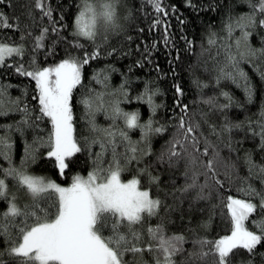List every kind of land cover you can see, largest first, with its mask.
<instances>
[{
    "label": "trees",
    "instance_id": "16d2710c",
    "mask_svg": "<svg viewBox=\"0 0 264 264\" xmlns=\"http://www.w3.org/2000/svg\"><path fill=\"white\" fill-rule=\"evenodd\" d=\"M103 1L89 0L95 7ZM111 2L115 6L114 22L109 25L99 21L94 41L73 35L74 18L82 0H46L52 8V21L35 7L36 0H2L0 3V13L11 25L0 27V42L22 46L24 50L23 55L6 57L5 64L0 65V103L5 113L0 115V136L9 137L11 144V164L0 156V169H22L29 175H42L65 186L77 175L83 178L98 167L107 169L112 161L110 148L104 151L101 160H97L95 153L102 151L100 144L86 147V140L90 143L103 136L102 132L91 131L90 121L97 129L125 131L131 142H140L138 147L149 154L138 163L133 161L127 165L121 173V181L138 179L141 190L149 191L151 198L162 202L158 215H145L143 224L136 226L143 233L144 242L148 241V227L163 225L167 235L185 237L184 252L174 258L177 264H216L217 258L212 254L200 258L198 254L202 249L194 242L200 239L215 241L230 235L232 224L225 207L229 196L259 204V196L250 197L245 190L251 186L264 194V183L261 182L264 174L259 172V167L264 166V150L260 147V137L254 135L260 130V113L264 110V26L259 23L264 14L257 12L254 23L249 24L248 17L253 13L249 0H159L164 9L162 12L155 11L148 0ZM258 3L259 0H251V5ZM157 20L160 23L153 26ZM53 27L58 29L59 35L51 31ZM45 28L49 31L43 47L36 48V37ZM245 32L249 33L246 42L243 40ZM166 35L169 37L167 44ZM210 38L215 43H209ZM234 41L237 46L239 42L242 49H237ZM77 42L83 48L74 47ZM93 50H98L100 55L82 67L81 84L73 89L70 100L73 136L83 150L67 159L68 166L61 174L55 159L47 156L50 149L34 144L39 138L47 140L52 128L47 118L36 120L40 106L35 80L18 74L16 67L22 65L26 70L54 67L70 57L82 59L85 51ZM229 56L235 60L230 61ZM234 63L245 74L246 81L237 75ZM228 73L231 77L225 75ZM246 84L251 86V102ZM177 86L182 95L176 92ZM146 88L150 90L149 94L156 93L151 96V105L145 95ZM223 93L232 98V104L221 109L220 106L228 104ZM85 98L92 102L91 114L82 103ZM185 105L186 114L181 111ZM153 106H157L154 112ZM25 107L27 117L19 110ZM116 107L121 113H137L141 125L151 120L153 127L164 126L165 131L151 134L144 143L141 129H127L124 117L116 116ZM182 114L200 125L199 133L220 154L216 171L223 188L212 185L205 189L207 199H197L199 185L206 179L202 174L196 176L197 187L182 191L192 183L193 173H202L203 168H191L184 159L172 167L167 158L164 163L158 161L176 134L178 118ZM26 118L31 126L21 123ZM226 123L241 127H233L227 132L224 131ZM213 128L219 136L212 133ZM115 142L117 152H125L126 142H122L119 135ZM229 143L231 148L226 146ZM28 146L36 148L34 161L28 155ZM200 147L203 151V140ZM212 155L210 148L204 159H211ZM248 156L257 165L251 174ZM143 168H148L159 180L151 183L147 174H140L139 170ZM0 178L5 179L8 199L15 195L21 208L31 202L12 176L5 178L0 171ZM49 197L43 207L49 209L48 218L54 219L59 199L54 192H50ZM7 207L8 200L0 199V213ZM260 223H264V215L253 213L245 226L258 233ZM18 235L15 230L11 240L0 235V264H17L8 249ZM103 235L109 236L110 231L105 229ZM125 259L133 261L131 254H126ZM137 260L139 264H155L153 255L148 252ZM249 260L251 264H264V244L257 246L254 255L246 250H236L231 264H248Z\"/></svg>",
    "mask_w": 264,
    "mask_h": 264
},
{
    "label": "snow or ice",
    "instance_id": "6c2138e0",
    "mask_svg": "<svg viewBox=\"0 0 264 264\" xmlns=\"http://www.w3.org/2000/svg\"><path fill=\"white\" fill-rule=\"evenodd\" d=\"M249 2L253 13L248 17V21L249 24H253L257 12L264 14V0H259L257 5H251V0ZM148 3L153 5L155 11H164L159 0H148ZM189 6H192L190 2ZM35 7L42 12L43 16H47L52 21V8L47 5L46 0H36ZM101 19L106 24H113L115 19L114 3L111 0H105L98 11L89 0H82L74 18L73 35L94 41L97 36V25ZM159 23L160 21L157 20L153 26ZM259 23L264 26V19H261ZM0 27H11L2 13H0ZM48 31L47 28L42 29L40 36L36 37V48L43 47V41L46 39ZM51 31L59 35L56 27H53ZM248 35L249 33H244L243 40L245 42ZM165 43H169L167 35ZM209 43H215V40L210 38ZM74 47L83 48V45L77 42ZM23 53L22 46H10L0 42V65L5 64L6 57L23 55ZM99 55L98 50L85 51L82 59L70 57L54 67L35 70H26L22 65L16 67L18 74L35 80L40 106V115L36 117V120L47 118L52 128L47 140L39 138L34 144L38 143L39 146L50 149L47 156L55 158L61 174L68 166L67 159L83 150L73 137L72 108L70 106L73 89L81 84L82 67L90 60L97 59ZM229 60L234 61L235 58L229 56ZM34 63L35 61H33ZM233 67L237 69V75L246 81L247 77L239 70L236 63L233 64ZM221 72L223 73V70ZM225 75L231 77L230 73ZM246 91L248 100L251 102L250 85L246 84ZM149 92L150 90L146 88L145 95L148 96V103L151 105V96L156 93L149 94ZM176 92L182 95L179 86L176 87ZM0 95H2V91H0ZM223 95L227 97L228 104L220 106L221 109L232 104V98L228 97L227 93H223ZM82 103L91 114V100L85 98ZM156 107L153 106V112ZM19 110L24 112L27 117L28 109L26 107ZM181 111L186 114L187 105ZM114 112L116 116L124 117L127 129H141V141L144 143L148 142L151 134H161L165 131L164 126L153 127L151 120L147 124H139L137 113H121L118 107L114 109ZM2 114L5 113L2 111V103H0V115ZM184 114L178 118L177 132L169 141L167 151L158 157V161L164 163L167 158L169 167H172L176 162L184 159L191 168H203L202 173H193L192 183L187 184L182 191L187 192L197 187L196 176L202 174L206 179L203 185H199L200 193L197 199H207L208 197L204 195L205 189L212 185L223 188L216 171L217 163L221 159L220 154L215 146L202 133H199L200 125L187 120ZM21 123L31 126L27 118ZM90 125L92 132H102L103 136L100 139H92L90 143L86 140V147L90 148L91 144H100L102 151L95 153L97 160L103 158L104 151L111 149L112 161L107 169L98 167L90 172L86 179L77 175L73 177L71 186L67 188L60 187L43 177L29 175L22 169L13 167L0 169L5 178L12 176L17 181L18 186L26 191L31 201L21 208L16 203L15 195L8 199L5 179L0 178V199L8 200L6 211L0 213V235L11 240L13 230L19 234L8 249L9 255L16 258L17 264H139L137 257L142 258L143 253L148 252L153 255L155 264H177L174 258L184 252L183 245L186 241L183 235L169 236L163 225H158L155 228L148 227V241L145 243L143 233L136 227L143 224L145 215L147 217L158 215L162 202L159 199L151 198L149 191L140 190L138 179L133 178L126 183L121 181V173L125 171L127 165L133 161L138 163L143 156L149 153L138 147L140 142H131L125 131L117 133L111 129H97L92 121H90ZM8 127L11 128V126ZM233 127L240 128L241 125L226 123L224 131L231 132ZM259 129L258 132H254V135L260 137V147L264 150V110L260 113ZM212 133L220 135L215 128L212 129ZM117 135L120 136L122 142H126L123 153L117 152L115 142ZM8 140L9 137L0 136V156H4L11 164L9 155L11 144ZM202 140L203 151L200 147ZM226 146L231 148L230 143ZM210 148L213 152L212 158L205 160ZM27 151L34 161L36 148L28 146ZM246 160L251 174L257 165L253 164L250 156L246 157ZM139 171L140 174H147L151 183H156L159 180V177L151 175L148 168ZM259 172L264 174V166L259 167ZM261 182L264 183V175H261ZM50 192L57 193L59 198L54 219L48 218L49 209L43 207V202L50 198ZM245 193L250 197L259 196V204L253 203L251 200L229 196L225 207L232 224L231 233L215 241L206 239L195 241L194 243L202 249L198 254L200 258L212 254L217 258L216 264H231V258L236 255V250H246L247 253L254 255L257 246L264 244V223L258 225V233L245 226V222L250 219L253 213L264 215V194L257 192L251 186L245 190ZM18 218L22 219L18 220ZM105 229L110 231V235L107 237L103 235ZM209 245L211 247L208 251H203ZM126 254H131L133 261L126 260ZM248 264H251L250 260Z\"/></svg>",
    "mask_w": 264,
    "mask_h": 264
},
{
    "label": "rangeland",
    "instance_id": "374dc122",
    "mask_svg": "<svg viewBox=\"0 0 264 264\" xmlns=\"http://www.w3.org/2000/svg\"><path fill=\"white\" fill-rule=\"evenodd\" d=\"M104 3V1L103 2H101V3H98L97 5V10L99 11L100 9H101V5ZM93 4V3H92ZM100 21H102V22H104L102 19L100 20ZM105 24V23H104ZM10 46H16V45H10ZM234 46H237V41H234ZM237 49H242V47H241V44H239L238 46H237ZM74 137V136H73ZM55 159V158H54ZM58 168V167H57ZM59 170V169H58ZM60 171V170H59ZM36 176H40V177H43V178H45L46 180H48V181H52V182H54L55 184H57L58 186H60V187H65V188H67V187H70L71 186V184H72V181H71V183H69L68 185H62V184H59V183H57V182H55L54 180H52V179H49V178H47V177H45V176H42V175H36ZM87 176H88V174H87ZM87 176L86 177H83V178H87ZM133 179V178H132ZM131 180V179H130ZM130 180H127V181H125L124 183H126V182H128V181H130ZM123 182V181H122ZM140 189V188H139ZM141 190V189H140ZM56 195H57V197H58V194L57 193H55ZM59 199V198H58Z\"/></svg>",
    "mask_w": 264,
    "mask_h": 264
}]
</instances>
